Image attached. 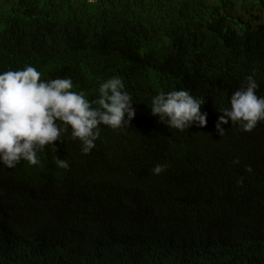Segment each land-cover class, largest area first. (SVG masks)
I'll return each mask as SVG.
<instances>
[{"label":"trees","instance_id":"trees-1","mask_svg":"<svg viewBox=\"0 0 264 264\" xmlns=\"http://www.w3.org/2000/svg\"><path fill=\"white\" fill-rule=\"evenodd\" d=\"M28 66L89 101L120 76L136 115L88 155L65 134L37 166L0 165V264H264V122L215 127L245 77L264 96V0H0V73ZM181 89L204 127L151 114Z\"/></svg>","mask_w":264,"mask_h":264},{"label":"clouds","instance_id":"clouds-1","mask_svg":"<svg viewBox=\"0 0 264 264\" xmlns=\"http://www.w3.org/2000/svg\"><path fill=\"white\" fill-rule=\"evenodd\" d=\"M254 75L245 77V83L231 95L230 107L220 111L222 115L215 127L221 137L225 134L221 125L229 121L246 133L264 122V96L256 94L259 85ZM72 89L70 77L45 82L31 66L0 73V165L12 169L25 161L29 166H37L38 153L45 146L56 153L58 149L53 142L63 143L65 134H70L73 141L78 140L82 154L88 155L96 147L101 125L119 130L129 127L136 115L133 98L120 76L100 82L98 97L92 101L82 91ZM204 103L203 97L197 98L188 90H173L153 96L150 111L168 128L184 132L193 125L201 128L206 125L207 113L201 112ZM54 163L57 168L69 169L67 160L55 156ZM232 163L239 164V159ZM166 169V163H158L152 173L160 175ZM245 171L251 173V166Z\"/></svg>","mask_w":264,"mask_h":264}]
</instances>
